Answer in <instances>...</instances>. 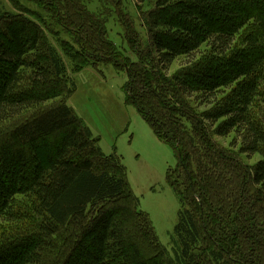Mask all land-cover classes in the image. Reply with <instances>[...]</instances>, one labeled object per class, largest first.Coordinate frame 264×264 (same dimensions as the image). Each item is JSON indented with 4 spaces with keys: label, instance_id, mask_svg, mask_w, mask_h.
<instances>
[{
    "label": "trees",
    "instance_id": "16d2710c",
    "mask_svg": "<svg viewBox=\"0 0 264 264\" xmlns=\"http://www.w3.org/2000/svg\"><path fill=\"white\" fill-rule=\"evenodd\" d=\"M26 1L72 40L60 43L73 74L98 65L126 74V104L177 158L168 180L180 210L172 258L121 158L104 155L68 106L75 85L43 31L57 33L36 14L42 26L0 9V223L21 218L19 198L34 217L22 238L0 228V264H264V0H155L147 44L121 23L135 61L109 41L104 12ZM103 1L117 12V0ZM258 155L254 166L241 159Z\"/></svg>",
    "mask_w": 264,
    "mask_h": 264
},
{
    "label": "rangeland",
    "instance_id": "374dc122",
    "mask_svg": "<svg viewBox=\"0 0 264 264\" xmlns=\"http://www.w3.org/2000/svg\"><path fill=\"white\" fill-rule=\"evenodd\" d=\"M82 2L93 14L104 12L107 16L106 29L109 41L118 51L135 61L123 38L127 30L122 27V24L131 28L140 40L147 44L145 16L155 0H146L141 5L135 0H117L118 13L103 0H82ZM0 9L4 14L22 15L42 26L31 16L36 14L46 23V27L50 28L54 34L57 33V35H49L43 31L46 41L57 50L66 63L75 85V92L67 101L68 106L99 140L98 146L104 155L116 154L121 158L130 189L138 200L139 210L148 215L159 243L173 258L175 247L172 245V237L178 222L180 205L170 186L168 174L170 172L173 179H176L177 158L170 146L155 137L136 109L126 104L122 91L127 82L126 74L117 71L111 65H98L96 69L88 67L73 74L70 61L61 53L60 43L62 40L73 45V42L63 30L51 24L44 11L26 0H0ZM117 14L121 16L118 17ZM205 20L209 28L215 26L213 18L206 17ZM249 30L250 28L244 29L240 38ZM73 48L76 49L74 46ZM242 48L240 40H237L234 51ZM40 50L41 53H36L35 56L44 62L43 44ZM185 62L184 59L177 60L170 68L168 75L179 72ZM261 92L264 94V87ZM229 141V139L219 140L218 143L228 146ZM241 159L246 165L254 166L261 160V156ZM15 214L21 217L15 223H0L3 239L22 238L26 234L28 231L26 228L34 221L30 200L17 199Z\"/></svg>",
    "mask_w": 264,
    "mask_h": 264
}]
</instances>
